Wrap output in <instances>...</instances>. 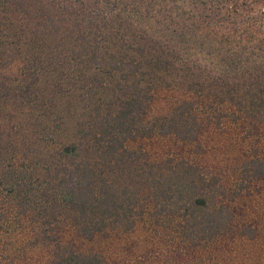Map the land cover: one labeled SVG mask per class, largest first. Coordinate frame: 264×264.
Masks as SVG:
<instances>
[{"label": "trees", "instance_id": "obj_1", "mask_svg": "<svg viewBox=\"0 0 264 264\" xmlns=\"http://www.w3.org/2000/svg\"><path fill=\"white\" fill-rule=\"evenodd\" d=\"M165 91L184 96L151 117ZM2 100L0 121L11 106L24 131L60 143L43 165L36 155L26 166L25 154L6 174L24 181L16 194L8 185L12 210L34 225L32 248L45 249L48 264H105L67 237L133 234L155 222L148 241L211 243L209 264H225L228 233L231 244L254 247L259 232L234 224L230 190L239 175L264 179L262 145L251 160V146L232 145L264 143V0H0ZM213 131L223 150L202 145ZM151 138L184 143L197 159L170 168L138 155L132 144ZM208 151L225 157L204 165ZM185 248L172 246L170 264L192 263Z\"/></svg>", "mask_w": 264, "mask_h": 264}, {"label": "rangeland", "instance_id": "obj_2", "mask_svg": "<svg viewBox=\"0 0 264 264\" xmlns=\"http://www.w3.org/2000/svg\"><path fill=\"white\" fill-rule=\"evenodd\" d=\"M9 79L7 88L14 90L18 84L20 77L14 69L13 73L6 76ZM105 84V83H104ZM184 93L179 91H165L156 97L153 108L151 110V117H159L166 114L167 109L171 103L178 101L183 98ZM3 103L6 104L4 100L0 102L1 109ZM12 102H10L11 104ZM9 107V106H8ZM7 109V108H5ZM12 111L10 117L5 120L0 121V143L5 146V150L1 153L3 159V171H0V176L2 179L0 182L3 184L0 186V264H48L49 254L43 248L34 249L32 248L35 244V239L30 238L33 234L34 225L31 222L21 221L18 214L12 210V200L16 198L11 194L8 185L13 186L14 193L23 190V179L20 180L17 173L13 172L14 176L8 177L6 174L13 167L19 165L21 157L28 154V158L25 159L26 166L30 167L33 164L35 156L39 162L36 165H43L44 160L49 157L51 150L55 152L60 146L58 141L49 140L48 135L46 137L34 136L32 127L29 131H24V126H22L23 133H20V125L18 124L19 118L16 113L13 112V108H9L5 113ZM1 112V111H0ZM74 117H68V121H73ZM143 124V123H142ZM147 127V125H143ZM71 127L68 125V128ZM214 134L205 138V143L202 145L208 150L210 147L216 145V148L223 150L222 146L224 143L220 141V137L217 136L219 131H213ZM66 137V132L61 133V138ZM217 139L219 140L217 142ZM55 144V145H54ZM184 143H178L174 139H154L150 140H136L132 147L140 156H147V154L152 155L156 159H160L162 165L165 167H176L183 159L185 161H193L196 158L195 152L188 151ZM241 145L243 147L251 146L248 150L249 158L247 160L253 159V150L255 147H260L262 145L260 152L264 153V143H232V145ZM25 145V146H24ZM22 150V151H21ZM24 152V153H23ZM224 155L221 153L214 152L213 155H207L200 157L199 159L205 165L215 159V163L224 159ZM264 157V154H263ZM205 161V162H204ZM233 161V160H231ZM241 160L240 162H242ZM235 162V161H234ZM244 162H242L241 166ZM8 166V168H6ZM38 166H32L31 169L34 171ZM141 167V166H139ZM15 170V168H13ZM26 176L29 182H32L34 178L31 171L25 170L22 177ZM6 177H8L6 179ZM202 178L207 182L211 178L210 176L202 175ZM239 181L236 185L231 188L230 195L233 198V202L229 198L228 203L231 206H237L235 211L239 213L236 214V219L234 224L240 229L244 230L245 235H249L250 227L252 225L256 226V230L259 232V236L254 243V247H248V245L240 247L238 242L237 245L231 244V240L235 235L234 232L226 234L220 243H222L223 255L221 259L223 263L230 264L232 259L237 258L239 262L236 264H264V179L251 181L249 178H244L242 175L238 177ZM244 179V180H242ZM25 183H27V180ZM250 181V182H242ZM28 184V183H27ZM24 189L25 186H24ZM13 193V194H14ZM230 197V196H229ZM161 222V221H160ZM30 224V225H29ZM32 227V232L30 231ZM158 228V222H155L151 227L140 226L137 231L133 234H121L116 232H107L101 235L94 236L91 239H86L83 237L68 236V240L77 246H80L84 251H92L105 259V264H170V257L172 256L173 250L172 246L175 247H186L190 249L189 258L191 259V264H200L203 261L204 264L208 263L207 251L212 248L211 243H206L205 241H193L191 243H186L179 241L174 235L169 236L166 242H152L146 239L145 231L149 230L152 232ZM35 231V230H34ZM251 231V230H250ZM168 233V232H164ZM67 235V233H66ZM66 235L64 236L66 238ZM63 238V239H65ZM185 248V249H186ZM207 252L206 254H203ZM235 264V263H234Z\"/></svg>", "mask_w": 264, "mask_h": 264}]
</instances>
